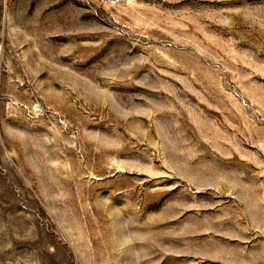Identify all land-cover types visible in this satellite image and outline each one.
Segmentation results:
<instances>
[{"label":"rangeland","instance_id":"rangeland-1","mask_svg":"<svg viewBox=\"0 0 264 264\" xmlns=\"http://www.w3.org/2000/svg\"><path fill=\"white\" fill-rule=\"evenodd\" d=\"M0 264H264V0H0Z\"/></svg>","mask_w":264,"mask_h":264},{"label":"built area","instance_id":"built-area-1","mask_svg":"<svg viewBox=\"0 0 264 264\" xmlns=\"http://www.w3.org/2000/svg\"><path fill=\"white\" fill-rule=\"evenodd\" d=\"M103 1L114 3L116 0H103Z\"/></svg>","mask_w":264,"mask_h":264}]
</instances>
